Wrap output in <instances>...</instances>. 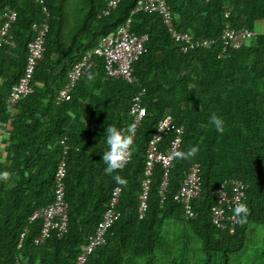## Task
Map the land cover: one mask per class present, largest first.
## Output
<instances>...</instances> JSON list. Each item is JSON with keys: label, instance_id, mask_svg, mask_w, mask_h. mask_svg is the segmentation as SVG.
<instances>
[{"label": "trees", "instance_id": "16d2710c", "mask_svg": "<svg viewBox=\"0 0 264 264\" xmlns=\"http://www.w3.org/2000/svg\"><path fill=\"white\" fill-rule=\"evenodd\" d=\"M165 1L178 31L213 43L182 52L158 14L131 13L136 0H119L105 16L100 12L106 0H43L47 31L31 80L33 91L8 108L5 99L21 74L25 45L33 37L31 25L43 16L37 0H0V15L7 8L16 14L10 27L14 43L0 47V128L7 131L0 172L10 173L8 180H0V264L15 260L73 264L100 219L115 175L127 181L121 185L116 206L119 218L84 264H190L193 239L199 242L200 264H229L231 255L246 244L248 227L264 229V27L258 25L264 23V0ZM128 17L131 33L146 34L145 51L131 64L138 84L105 77L103 60L96 57L68 98L56 104L55 95L72 64ZM224 22L255 35L219 56ZM89 72L94 79L87 78ZM139 87L144 88L145 114L136 130L131 160L123 170L107 174L102 161L106 128L127 129L130 97ZM212 113L223 120V133L209 125ZM165 114L183 126L176 151L186 152L192 146L199 151L189 159H173L161 201L157 187L162 169L153 165L146 209L139 218L146 144ZM170 137V132L163 133L159 147L167 145ZM63 145L67 147L66 231L59 237L51 231L41 244H34L40 219L28 221V217L52 200L53 173ZM193 163L198 165L201 194L192 201L195 217L186 219L172 195ZM230 178L246 184L248 207L246 223L237 220L232 233L209 219L215 199L212 188ZM248 264H264V230Z\"/></svg>", "mask_w": 264, "mask_h": 264}, {"label": "built area", "instance_id": "2783aa9c", "mask_svg": "<svg viewBox=\"0 0 264 264\" xmlns=\"http://www.w3.org/2000/svg\"><path fill=\"white\" fill-rule=\"evenodd\" d=\"M40 4L42 19L32 23L31 29L33 37L26 42L25 59L22 71L15 83L9 89L5 103L8 108H13L15 104L32 93L33 87L31 80L37 62L42 58L44 51V36L47 31L48 11L43 0H37ZM119 0H106L100 15L109 14L118 4ZM156 13L159 15L162 24L166 28L169 36L179 43L182 52L193 48H208L213 40L210 38L192 39L186 32L178 31L172 23V15L165 0H136L131 13ZM224 15H227L225 11ZM16 17L15 11L7 8L1 15L0 23V47L4 44L13 45L14 41L10 33L11 24ZM130 18L118 25L113 31L101 36L94 47L85 50L82 55L72 64L66 74L65 81L57 90L55 103L66 100L71 89L84 73L85 69L94 64V59L100 57L103 60V70L105 77L120 78L128 83L138 84V77L132 71V62L145 51L144 42L146 34H134L129 31ZM255 32L247 28H235L224 22L220 36V50L218 55L222 56L229 48H238L246 40L253 37ZM144 88L139 89L130 97L128 114L129 122L127 129L135 125L131 133L133 140L136 130L139 127L144 114L145 107L142 103ZM158 128H164L161 131ZM183 131L182 125L174 123L170 114H165L156 122L155 129L149 137L144 158V178L141 181V192L138 195L137 214L141 218L146 209L147 191L149 185L150 170L155 163L159 164L162 174L158 183L157 193L160 201L164 199L168 187V173L173 159L171 154L177 150ZM170 132L171 137L167 145L159 147L161 135ZM127 134V133H126ZM62 141V140H61ZM66 145L62 146L61 156L59 157L53 173V197L51 202L33 211L28 217V221L35 218L40 219V226L37 234L33 237L34 244H41L51 231L59 237L66 231L67 227V202L64 199L65 193V174H66ZM246 184L234 178L222 181L212 188L215 196L214 203L209 208L210 222L218 228H226L229 233L234 231L238 217L234 215V208L238 203H244ZM121 192V185L117 183L112 187L107 203L101 213L94 231L83 243L73 264H84L89 254L98 245L104 243L106 232L109 227L119 218V211L116 206ZM201 194V182L198 175V165L191 164L185 172L178 188L172 195V199L181 205L184 217L192 219L196 213L192 206V201L197 200ZM26 232L24 227L19 234L16 247L19 248L23 236ZM12 264H19L18 260Z\"/></svg>", "mask_w": 264, "mask_h": 264}, {"label": "clouds", "instance_id": "9594fccd", "mask_svg": "<svg viewBox=\"0 0 264 264\" xmlns=\"http://www.w3.org/2000/svg\"><path fill=\"white\" fill-rule=\"evenodd\" d=\"M89 80L94 79V74L88 73ZM209 125L215 127V129L223 133L224 122L216 114L212 113L208 119ZM135 125L129 126L126 130L118 129L115 126H107L105 136L107 151L102 154V161L106 165L104 171L107 174H112L118 170H123V168L130 162L132 156V145L133 137L131 133L134 131ZM161 131L164 128H158ZM127 133V134H126ZM199 151L198 146H192L188 151H174L171 154L172 159H189L194 157ZM10 178V173L7 171L0 172V180H8ZM113 179L118 185L126 186V179L122 178L120 175L113 176ZM234 215L238 217V222L243 224L246 223L248 215V207L245 203H238L234 208Z\"/></svg>", "mask_w": 264, "mask_h": 264}, {"label": "rangeland", "instance_id": "374dc122", "mask_svg": "<svg viewBox=\"0 0 264 264\" xmlns=\"http://www.w3.org/2000/svg\"><path fill=\"white\" fill-rule=\"evenodd\" d=\"M263 230L260 226L250 225L246 244L242 249L231 255L229 264H248L251 255L260 247ZM198 250L199 242L193 239L189 244L188 251L190 264H200L199 259L201 256Z\"/></svg>", "mask_w": 264, "mask_h": 264}, {"label": "crops", "instance_id": "0c3cea01", "mask_svg": "<svg viewBox=\"0 0 264 264\" xmlns=\"http://www.w3.org/2000/svg\"><path fill=\"white\" fill-rule=\"evenodd\" d=\"M258 25L261 28L264 27V23L262 21H259L258 22ZM82 120L85 121L86 120V117L83 116L82 117ZM6 137H7V131H6V129L5 128H0V157L2 156L1 151H2V148H3V144H4L3 141L6 139Z\"/></svg>", "mask_w": 264, "mask_h": 264}]
</instances>
